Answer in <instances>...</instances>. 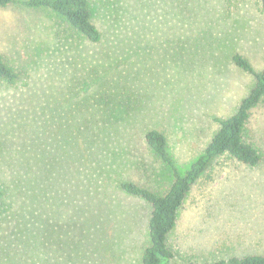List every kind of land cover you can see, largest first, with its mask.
<instances>
[{
	"label": "rangeland",
	"instance_id": "1",
	"mask_svg": "<svg viewBox=\"0 0 264 264\" xmlns=\"http://www.w3.org/2000/svg\"><path fill=\"white\" fill-rule=\"evenodd\" d=\"M87 2L98 43L48 10L0 8V53L21 71L0 81V264H140L151 207L118 184L173 180L144 134L165 136L183 175L254 84L231 57L264 69L259 0ZM246 131L260 162H211L168 235L171 264L264 254V98Z\"/></svg>",
	"mask_w": 264,
	"mask_h": 264
},
{
	"label": "trees",
	"instance_id": "2",
	"mask_svg": "<svg viewBox=\"0 0 264 264\" xmlns=\"http://www.w3.org/2000/svg\"><path fill=\"white\" fill-rule=\"evenodd\" d=\"M9 5H16L26 10H48L62 19L72 30L88 42L98 43L100 41L101 34L92 22L87 0H0V8ZM259 5L260 11L264 15V0H259ZM231 61L243 72L251 75L254 84L232 115L217 120L218 129L205 147L202 155L189 166L183 175H180L166 151L165 136L157 130H148L144 134L147 147L162 163L172 170L173 180L168 190L162 194H157L133 182L124 181L118 184L121 191L142 199L151 207L150 218L147 223L149 245L142 252L140 264L172 263L174 254L167 245L168 235L176 226L177 214L186 194L215 158L226 155L241 164L252 167L256 166L261 160L260 150L246 139V125L251 111L264 98V69L254 70L248 59L239 54H234ZM20 75L21 71L9 64L0 53V81L12 86L17 83ZM86 81L81 80L79 84L76 82L77 84L71 85L72 93L81 92L80 88L82 89V86H90L91 78L89 82ZM46 144L47 147L50 146L49 143ZM46 144L43 146H46ZM50 148H55V141ZM46 158L48 157H43V159ZM51 159L61 163L56 155L52 154ZM1 197L0 194V199ZM4 209L5 206L0 209V214L5 213ZM184 264L200 263L187 261ZM203 264H264V254L231 256Z\"/></svg>",
	"mask_w": 264,
	"mask_h": 264
}]
</instances>
